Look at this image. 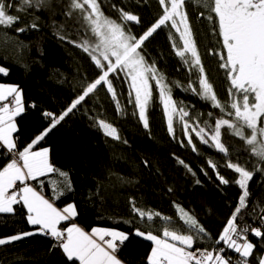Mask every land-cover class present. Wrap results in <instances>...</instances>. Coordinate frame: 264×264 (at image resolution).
Wrapping results in <instances>:
<instances>
[{
	"label": "trees",
	"instance_id": "1",
	"mask_svg": "<svg viewBox=\"0 0 264 264\" xmlns=\"http://www.w3.org/2000/svg\"><path fill=\"white\" fill-rule=\"evenodd\" d=\"M95 1L138 43L148 99L125 70L98 61L72 0H0V84L21 92L25 109L16 119L15 151L37 142L54 169L35 187L57 207H74L86 231L125 233L116 254L126 264H150L154 243L140 233L190 237L188 254L213 255L206 264L239 255L228 241L237 243V232L264 215V142L250 144L238 133L252 134L241 108L256 101L237 75L238 32L244 43L247 27L227 29L225 0H184L177 13L190 30L188 46L168 0ZM158 83L178 110L173 127ZM102 122L118 136L105 134ZM11 162L0 146V169ZM241 170L250 174L244 205ZM38 230L23 204L0 212V264H78L58 238ZM243 247L252 250L240 253L247 264H263L264 232Z\"/></svg>",
	"mask_w": 264,
	"mask_h": 264
},
{
	"label": "rangeland",
	"instance_id": "2",
	"mask_svg": "<svg viewBox=\"0 0 264 264\" xmlns=\"http://www.w3.org/2000/svg\"><path fill=\"white\" fill-rule=\"evenodd\" d=\"M221 1L223 0H220V2ZM182 2H184V0H168L166 3L168 4L169 15L173 17L178 16L180 19L182 26L180 35L182 43L191 46L190 30H188V26L183 23L181 16L177 13V5ZM72 3L74 4V10L82 19L86 31H88V45L93 46L92 48L98 56V61L104 63L108 71H114L118 67L125 70L138 91L143 97L148 99L151 91L148 78L149 69L145 66L144 60L138 52L136 47L138 43L128 36L117 23L105 17L99 10V6L95 0H72ZM223 5H225V10L222 12V18L227 29L231 28L233 24L237 26L240 22L242 23L241 27H247L248 30L245 32L246 36L244 37L245 39H243L244 43L240 40L242 38L240 31L238 32L237 45L242 47L241 51L239 50L237 54V75L240 81L244 82L254 93L256 101L252 105L249 104V106H251L249 108L245 106L242 107L241 105V111H243L241 112L243 114L242 118L252 129V134L248 137L244 132L239 131L238 133L241 137L246 138L250 144L259 145L261 142H264V0H245L236 10H230L227 0H225V4ZM128 18L131 19L130 17ZM225 18H232L233 21L227 23ZM0 87L17 90L18 94L15 100L19 105L23 103L21 92L15 86L0 84ZM158 87L163 95L167 118L173 127L174 120L179 114L178 110L173 99L166 93L163 86L158 83ZM101 126L105 134L112 137L118 136V132L114 126L105 122H102ZM8 127L10 132L12 126L9 125ZM11 137L10 139L13 140V136ZM7 138H9L8 135ZM0 146L2 145L0 144ZM26 151L27 149L22 150L21 154H24ZM8 152L9 155L11 153L13 155L17 153L15 149L8 150ZM17 158H21L20 155ZM15 164L18 165H16L17 167H21V159L19 164L17 162ZM241 172L242 178L240 184L244 190V196L242 198V205H244L243 203L247 196L246 190L250 174L243 170H241ZM140 234L151 242L152 240L150 239L153 237L161 239V237H157L151 233ZM170 234L174 233L170 232ZM183 237L188 238L187 236ZM171 241L175 243L174 239ZM227 244L232 250L237 252H239L240 248H244L241 245H236L232 240H229ZM251 251V248H247L245 252L246 255L249 256ZM190 256L189 254V259Z\"/></svg>",
	"mask_w": 264,
	"mask_h": 264
},
{
	"label": "crops",
	"instance_id": "3",
	"mask_svg": "<svg viewBox=\"0 0 264 264\" xmlns=\"http://www.w3.org/2000/svg\"><path fill=\"white\" fill-rule=\"evenodd\" d=\"M17 94V90L0 87V97L14 101L13 108L0 110V144L7 150L16 149L14 139L17 132L16 119L25 111L23 103L19 105L15 100ZM9 125L12 126L10 132ZM11 136L13 140L10 139ZM36 143L27 148L24 154L19 153L21 167L11 162L5 169H0V212L12 213L16 205L23 204L30 214L31 225L39 228L38 233L52 238L64 237L66 241L62 247L64 253L68 258L77 260L78 264H126L116 254L118 250L116 242H124L127 238L125 233L108 228L86 231L75 222L77 213L74 207L64 209L57 207L44 192L35 187V181L54 173L49 150L34 149ZM16 186L21 188L22 197L6 201L4 193ZM62 223L68 224L63 230L60 227ZM170 239H174L175 243ZM150 240L154 243L149 258L150 264H191L188 258V252L192 247L191 238L170 234L168 239L153 237ZM246 250L247 248H240L239 252L234 251L244 253L243 255L247 257ZM212 263L221 264L218 259Z\"/></svg>",
	"mask_w": 264,
	"mask_h": 264
},
{
	"label": "built area",
	"instance_id": "4",
	"mask_svg": "<svg viewBox=\"0 0 264 264\" xmlns=\"http://www.w3.org/2000/svg\"><path fill=\"white\" fill-rule=\"evenodd\" d=\"M13 105H14L13 100H7L6 102L0 101V107L2 108L6 106L11 108L13 107ZM48 117L50 116L48 115ZM17 153H15L14 155L11 153L9 155V152H8V156L12 159V162H15V163L17 162L19 164L20 158H17L19 157V153L18 154ZM3 197L5 200H9L14 197L21 198L22 197L21 188L16 186L15 188L4 193ZM259 221L264 224V215L263 217H261ZM259 221H258L259 225L252 229L242 227L240 231L238 230L239 232H237V237H236L237 245H241L243 247L244 243L247 241L250 235L261 236L263 234L264 230L263 228H261L263 224L260 225ZM227 234H228V231H226L224 237L227 236ZM55 241L58 247H63L66 242L64 237L58 238ZM116 246L118 249H121L124 246V242L118 241L116 242ZM189 254L191 255L190 256L191 264H206V262H208L209 260L213 258V255L210 252H207L204 250H196V251L190 252ZM220 261H221V264H247L246 259L241 257L240 253L239 255H235L234 257H231V258L222 257Z\"/></svg>",
	"mask_w": 264,
	"mask_h": 264
},
{
	"label": "water",
	"instance_id": "5",
	"mask_svg": "<svg viewBox=\"0 0 264 264\" xmlns=\"http://www.w3.org/2000/svg\"><path fill=\"white\" fill-rule=\"evenodd\" d=\"M245 0H227L230 10H236L239 8Z\"/></svg>",
	"mask_w": 264,
	"mask_h": 264
}]
</instances>
